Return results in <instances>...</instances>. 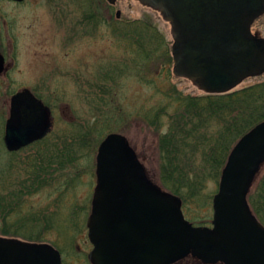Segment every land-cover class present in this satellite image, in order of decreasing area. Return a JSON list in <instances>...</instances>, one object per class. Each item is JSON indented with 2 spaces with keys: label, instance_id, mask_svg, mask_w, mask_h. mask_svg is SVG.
Here are the masks:
<instances>
[{
  "label": "water",
  "instance_id": "95a60500",
  "mask_svg": "<svg viewBox=\"0 0 264 264\" xmlns=\"http://www.w3.org/2000/svg\"><path fill=\"white\" fill-rule=\"evenodd\" d=\"M136 1L170 24L173 74L199 90L224 94L264 75V39L251 32L264 15V0ZM4 65L0 55V75ZM52 128L50 109L29 90L12 97L4 137L8 151L44 139ZM96 161L87 221L92 264H174L189 255L206 264H264V226L247 200L264 165V122L228 158L214 198L213 228L186 220L181 199L150 180L123 135L107 136ZM0 264H61V255L46 244L0 237Z\"/></svg>",
  "mask_w": 264,
  "mask_h": 264
},
{
  "label": "rangeland",
  "instance_id": "374dc122",
  "mask_svg": "<svg viewBox=\"0 0 264 264\" xmlns=\"http://www.w3.org/2000/svg\"><path fill=\"white\" fill-rule=\"evenodd\" d=\"M118 10L122 13L119 20L115 18ZM135 20L156 26L171 41L170 26L158 13L135 0H118L115 6L104 0H25L16 5L0 1V48L10 64L8 72L0 78V153L5 150L7 157L3 163L12 158L3 141L11 95L29 88L53 111L55 122L53 132L47 136L49 142L57 144L53 137L79 130L85 133L105 123L107 129L103 138L110 133L126 136L151 178L169 191L161 183L162 160L158 150L160 135L172 129L170 115L174 110L170 108L172 101L166 94L177 89L184 95L206 94L190 81L174 77L172 65L162 56L148 61L143 72L137 75L136 69L143 64L141 61L137 65L130 63L131 57L126 53L128 40L116 35L123 22ZM254 30L264 37V17ZM122 64L134 70L118 71L117 83L110 84L111 93L102 103V90L98 89L102 85L94 78L98 73L101 72L102 77L104 71ZM259 79H249L237 90L253 85ZM157 114H160L159 126L153 127L148 120H153ZM213 124L214 136L220 127L219 123ZM98 146L99 143L92 141L83 150L79 171L69 173L67 180L59 185L32 195L25 204L26 209L41 215L45 209L54 211L53 228H44L42 238L62 251L63 264H90L87 255L92 246L87 237L86 220L96 183ZM24 155L26 153L20 158ZM23 163L17 164L16 168L24 169ZM191 169H194L193 165ZM18 176L12 175L11 183L13 178L20 180ZM263 177L264 166L251 189L250 203L257 194L255 187ZM21 181L24 179L16 183ZM204 186L202 195H212L210 199L204 205L193 199L186 206L191 221L198 226L201 223H204L202 226L210 225L212 197L218 188L210 176L205 179ZM190 218L187 219L190 221Z\"/></svg>",
  "mask_w": 264,
  "mask_h": 264
},
{
  "label": "trees",
  "instance_id": "16d2710c",
  "mask_svg": "<svg viewBox=\"0 0 264 264\" xmlns=\"http://www.w3.org/2000/svg\"><path fill=\"white\" fill-rule=\"evenodd\" d=\"M116 35L128 40L126 53L131 57L130 63L137 65L141 61L143 64L136 69L137 75L143 72L148 61L153 62L161 56L168 64H173L171 41L156 26L142 20L125 21ZM132 70L134 69L122 64L104 71L102 77L101 73L97 74L95 82L102 85L98 88L102 90V103L107 100L105 96L111 93L110 84L117 83L118 71ZM143 79L145 80L144 76ZM177 90H170L166 94L172 101L169 107L174 113L170 115L172 129L161 134L158 142L162 160L161 183L182 199L183 204L185 203L184 214L186 218H190L186 210L187 204L197 199L198 203L204 205L212 196L202 195L205 179L210 176V180L218 183L234 144L264 121V76L253 85L225 95L192 96ZM159 117L160 114H157L153 120L148 121L153 127H157ZM213 123H219L220 127L214 136L215 130L211 126ZM105 129L107 125L102 123L85 133L79 130L62 137L58 135L57 138H52L57 144L49 142L50 138H47L11 154L12 158L7 163L2 161L7 158L5 152L0 153V234L31 241L42 240L45 232L43 229L53 228L54 211L45 209L41 215L26 209L27 199L42 190L59 185L61 181L67 180L69 173L79 171L83 150L92 141L100 144ZM23 153L26 155L20 158ZM182 159H186L185 162H181ZM22 162L24 169H17L16 165ZM192 165L194 169H191ZM207 173L211 175L206 176ZM12 175H19L20 180L24 181L16 183L20 180L13 178L11 183ZM255 188L257 194L252 198L251 206L264 224V177Z\"/></svg>",
  "mask_w": 264,
  "mask_h": 264
},
{
  "label": "flooded vegetation",
  "instance_id": "af4514ba",
  "mask_svg": "<svg viewBox=\"0 0 264 264\" xmlns=\"http://www.w3.org/2000/svg\"><path fill=\"white\" fill-rule=\"evenodd\" d=\"M0 1H2V2L5 1V2H8V3L12 4V5L20 4V3H17V2H14V1H10V0H0ZM257 24H258V21L255 22V24L253 25L252 29H255ZM254 31L259 33V31H257V30H254ZM0 52L5 57V55L3 54V51L1 50V48H0ZM5 59H6V57H5ZM6 64H7V60H6ZM9 65L10 64H7L8 67H9ZM0 78H2V77H0ZM176 264H205V263L199 261L198 259H194V258L189 257V258H186V259H184V260H182V261H180V262H178ZM217 264H221V263H217Z\"/></svg>",
  "mask_w": 264,
  "mask_h": 264
}]
</instances>
